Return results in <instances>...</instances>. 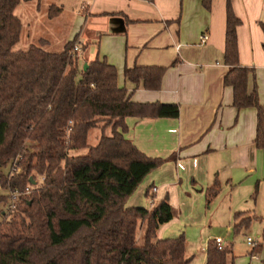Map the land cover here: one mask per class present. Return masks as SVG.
<instances>
[{
  "label": "trees",
  "instance_id": "trees-1",
  "mask_svg": "<svg viewBox=\"0 0 264 264\" xmlns=\"http://www.w3.org/2000/svg\"><path fill=\"white\" fill-rule=\"evenodd\" d=\"M31 1L0 0V187L20 194L8 218L2 205L12 197L0 193V264H189L184 235L158 237L159 228L176 217L168 197L152 208L126 205L144 179L167 162L125 137L126 119L178 118L180 106L132 101L118 84L117 68L99 55L84 69L74 52L78 35L58 52L47 49L43 38L15 50L23 30L16 10ZM212 1L202 4L210 10ZM52 7L51 19L62 11ZM241 24L227 0L224 84L233 88L238 110H257L254 145L264 149V105L256 86L249 92L254 70L239 61ZM167 69L136 65L124 74L159 91ZM94 128L101 129V137L92 146ZM16 158L21 171L5 174L3 168ZM36 175L43 177L41 185L31 180ZM220 187L216 181L207 189L208 203ZM245 214H235L236 233L254 219ZM206 254V264L235 261L232 245L219 249L215 240Z\"/></svg>",
  "mask_w": 264,
  "mask_h": 264
},
{
  "label": "crops",
  "instance_id": "crops-1",
  "mask_svg": "<svg viewBox=\"0 0 264 264\" xmlns=\"http://www.w3.org/2000/svg\"><path fill=\"white\" fill-rule=\"evenodd\" d=\"M231 1L242 21L238 27L239 61L254 70L249 92L256 86L264 105V0ZM77 2L85 14L77 15L83 22L77 33L82 49L80 65L96 58L99 52L91 50L102 43L103 59L117 68L118 84L128 90L132 101L180 106L178 118L126 119V138L146 155L167 159L144 179L126 205L152 208L168 197L176 211L187 201L207 200V189L218 181L220 192L208 206H216L228 218L227 233L236 223L237 212L250 216L247 208L252 207L254 193L260 210L264 204V149L254 145L257 110H238L233 88L224 84L229 70L225 63L227 0H213L210 10L202 0ZM53 5L62 9L57 17L64 12V7L50 3L45 13L49 20L57 18L48 17ZM83 31L86 39L80 35ZM205 34L208 40L202 43ZM83 43L88 44L86 50ZM136 65L168 67L159 91L125 78V69ZM174 219L159 228V238L179 235L181 228ZM216 237L230 245L224 237ZM253 250V254L258 252Z\"/></svg>",
  "mask_w": 264,
  "mask_h": 264
},
{
  "label": "rangeland",
  "instance_id": "rangeland-1",
  "mask_svg": "<svg viewBox=\"0 0 264 264\" xmlns=\"http://www.w3.org/2000/svg\"><path fill=\"white\" fill-rule=\"evenodd\" d=\"M50 3L64 7V12L61 16L53 20L45 17ZM80 8L81 5L77 0H33L22 3L17 8V15L23 23V30L21 39L15 46V50H27L31 45L39 44V40L45 37L49 41L46 45L47 49L57 52L61 51L64 44L68 40L75 38L81 30L83 22L80 20L81 16L77 15L79 12L80 14H84V11ZM56 10L57 6L53 5L52 11ZM86 27L88 25H85L84 29ZM80 35L83 39H86L84 31ZM92 52H99V57L103 59L102 43L92 48ZM91 53L89 52V54ZM100 137L101 129L94 128L89 134V144L92 146L96 145ZM82 152H85V150ZM19 161L20 158L11 161L7 167L3 168L4 173L9 176L19 173L21 171V167L18 165ZM31 178L33 179V176ZM35 179L38 185H41L43 182V177L40 175H36ZM12 192L0 187V193L2 194L11 195ZM12 201L13 199L11 198L8 204L2 205V208L8 213V218L11 217V211L15 209L12 207ZM256 202V195L254 193L252 207L250 209L247 208L250 216L254 217V219L248 228L242 229L239 233H236L234 230L235 222L232 225V231L227 233V227L229 226L228 218H225L224 215L223 217L216 206H208L206 199L200 200V198H197L195 201H187L183 209L177 207L174 223L177 227L181 228L177 237L184 235L186 238V256L190 258L189 264H206L208 242L210 238H216L218 235L224 237L232 245L236 257L234 264H264V204L261 205L260 210H257L255 206ZM1 219L2 217H0ZM144 228L145 225H143L142 231H144ZM249 237L260 245L256 254L252 253L253 246L247 243Z\"/></svg>",
  "mask_w": 264,
  "mask_h": 264
},
{
  "label": "built area",
  "instance_id": "built-area-1",
  "mask_svg": "<svg viewBox=\"0 0 264 264\" xmlns=\"http://www.w3.org/2000/svg\"><path fill=\"white\" fill-rule=\"evenodd\" d=\"M208 40V35L207 34H205V35H203L202 36V38H201V42L202 43H205L206 41ZM74 52H77L78 54H80L81 52H82V49H81V47H80V45H79V43H77L76 45H75V47H74ZM156 188H154V192H156ZM19 193L18 192H12L11 193V197H12V199H13V201H12V207H13V209L16 207V203H17V201H18V197H19ZM215 242H216V244H217V246H218V248L219 249H223L224 247H225V245H224V241H223V239L221 238V237H216L215 238ZM247 242H248V244H250V245H252L253 247H255L256 245H257V242H255L252 238H248L247 239Z\"/></svg>",
  "mask_w": 264,
  "mask_h": 264
},
{
  "label": "water",
  "instance_id": "water-1",
  "mask_svg": "<svg viewBox=\"0 0 264 264\" xmlns=\"http://www.w3.org/2000/svg\"><path fill=\"white\" fill-rule=\"evenodd\" d=\"M87 66H88V64H85L84 65V69H86L87 68ZM31 180L33 181V183H35L36 181H34L32 178H31Z\"/></svg>",
  "mask_w": 264,
  "mask_h": 264
}]
</instances>
